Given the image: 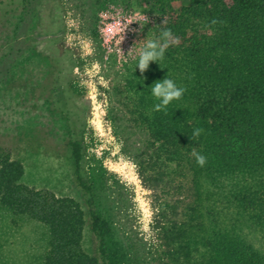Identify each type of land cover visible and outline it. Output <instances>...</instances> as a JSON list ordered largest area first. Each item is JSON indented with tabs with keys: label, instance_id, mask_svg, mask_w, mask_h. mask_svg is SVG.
<instances>
[{
	"label": "trees",
	"instance_id": "1",
	"mask_svg": "<svg viewBox=\"0 0 264 264\" xmlns=\"http://www.w3.org/2000/svg\"><path fill=\"white\" fill-rule=\"evenodd\" d=\"M119 1L0 0V119L59 122L79 196L25 185L23 164L0 148L6 226L43 228V250L27 264H264V0H137L154 15L150 41L163 43L170 29L179 42L143 74L135 50L121 82L102 32ZM84 70L103 83L121 151L137 168L149 243L133 224V190L114 175L108 183L103 157L91 153ZM165 77L185 91L156 111L150 88ZM0 264H12L1 251Z\"/></svg>",
	"mask_w": 264,
	"mask_h": 264
},
{
	"label": "rangeland",
	"instance_id": "2",
	"mask_svg": "<svg viewBox=\"0 0 264 264\" xmlns=\"http://www.w3.org/2000/svg\"><path fill=\"white\" fill-rule=\"evenodd\" d=\"M154 17L146 6H141L137 0L119 1L111 5L104 14L102 32L105 37L106 59L113 61L110 70L114 78L119 81L125 75V69L132 64L135 50L141 49L152 40ZM118 25V30L115 26ZM113 26L112 32L108 31ZM127 65V66H126ZM85 85L84 97L89 101V125L94 131L95 140L91 153L102 158L101 172L109 177L108 183H113V175L117 176L118 183L129 190H133L134 197L131 203L138 216L133 222L140 238L149 243L148 233L143 232L141 219L142 210L146 208V192L141 183L134 161L121 150L113 123L109 118V98L102 90L103 83L89 75V71H77ZM123 76V77H122ZM122 77V78H121ZM95 90V96L90 92ZM97 121L91 124L90 121ZM46 121L40 118L36 121L9 115L2 123L0 119V148L10 151L12 158L20 161L24 166L23 182L29 187L45 189L58 197H71L79 200L78 191L73 184L74 168L69 152L57 132L61 128L58 122L45 126ZM47 124V123H46ZM5 127V129H4ZM22 138H18L19 132ZM45 131L50 133L45 137ZM98 165V164H97ZM8 218L0 212V251L2 259L12 264H27L39 257L44 241V230L41 226L30 221L20 222L21 226L8 228ZM88 225V224H87ZM145 237H148L147 239ZM91 234L85 225L84 247L91 251Z\"/></svg>",
	"mask_w": 264,
	"mask_h": 264
},
{
	"label": "clouds",
	"instance_id": "3",
	"mask_svg": "<svg viewBox=\"0 0 264 264\" xmlns=\"http://www.w3.org/2000/svg\"><path fill=\"white\" fill-rule=\"evenodd\" d=\"M215 23V21H213ZM71 24V21L69 22ZM116 29L118 30V25L115 26ZM114 30L113 26H109L108 31L112 32ZM163 37L164 42L161 44H157L154 41H149L147 43V46L144 50H142L139 54V59L137 63V68L139 69L140 73L143 74L147 71L149 67V63L153 61H158L162 60L165 54L166 49L175 43L179 42L178 37L173 38V33L171 32L170 29H166L163 31ZM172 40V43H169V40ZM85 48L87 52L90 54L92 49L86 44ZM96 71H99V65H96ZM93 73H89V75H92ZM151 94L159 101L155 105V110L160 111L164 108H166L172 101L174 100H179L183 94H184V89L181 87H178L176 83L168 78H164L163 80H157L156 82L153 83L151 86ZM90 95L95 96V90L93 89L92 92H90ZM95 121H90L91 124H96ZM201 133V129H195L193 132V136H199ZM192 155L195 157L196 162L199 166L203 167L206 164V157L197 153L195 150H193ZM134 168L135 165H132ZM142 210L144 212V215L141 219L142 223V230L145 233H148L149 236H151V230L149 228V224L151 223V212L148 211L146 208H143V203H142ZM146 239L148 237H145Z\"/></svg>",
	"mask_w": 264,
	"mask_h": 264
}]
</instances>
